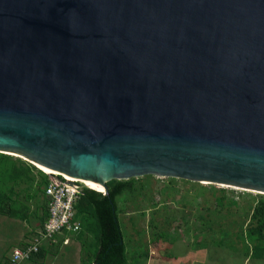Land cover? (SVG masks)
<instances>
[{"label":"water","instance_id":"obj_1","mask_svg":"<svg viewBox=\"0 0 264 264\" xmlns=\"http://www.w3.org/2000/svg\"><path fill=\"white\" fill-rule=\"evenodd\" d=\"M0 153L264 194V0H0Z\"/></svg>","mask_w":264,"mask_h":264},{"label":"rangeland","instance_id":"obj_2","mask_svg":"<svg viewBox=\"0 0 264 264\" xmlns=\"http://www.w3.org/2000/svg\"><path fill=\"white\" fill-rule=\"evenodd\" d=\"M2 155L6 161L0 160V264H8L10 251L25 246L41 227L43 187L52 174L16 155ZM10 162L30 172L16 182H4L2 174L9 171ZM131 181V190L115 199L126 264H264V257L252 256L246 237L264 194L155 175ZM77 213L81 230L67 245L60 238L21 264H90L98 244L95 217L87 205Z\"/></svg>","mask_w":264,"mask_h":264},{"label":"trees","instance_id":"obj_3","mask_svg":"<svg viewBox=\"0 0 264 264\" xmlns=\"http://www.w3.org/2000/svg\"><path fill=\"white\" fill-rule=\"evenodd\" d=\"M5 159L6 157L0 154V160L6 161ZM9 164V171L2 174L4 182H16L19 177L24 178L25 174L30 172L27 167L21 166L17 168L13 162ZM131 188L132 181L130 179L128 181L115 180L108 187L106 195L91 189H84L83 195L76 205V216L78 217L77 211L79 207L83 205L89 206L95 217L98 230L97 250L90 264H126L125 246L118 221L115 199L124 190H131ZM46 208L47 202L44 198L45 214L42 216L41 227L47 219ZM7 213L11 216H19V212L16 211ZM251 219L253 224L246 231V237L252 245V256L262 258L264 257V203L260 202L257 204Z\"/></svg>","mask_w":264,"mask_h":264},{"label":"built area","instance_id":"obj_4","mask_svg":"<svg viewBox=\"0 0 264 264\" xmlns=\"http://www.w3.org/2000/svg\"><path fill=\"white\" fill-rule=\"evenodd\" d=\"M88 189L78 181H69L62 175L52 174L43 187L47 202V219L25 246L10 251L8 264H21L39 253L44 245L56 244L60 238L67 245L70 237L80 231L76 219V205Z\"/></svg>","mask_w":264,"mask_h":264},{"label":"bare ground","instance_id":"obj_5","mask_svg":"<svg viewBox=\"0 0 264 264\" xmlns=\"http://www.w3.org/2000/svg\"><path fill=\"white\" fill-rule=\"evenodd\" d=\"M39 169H41L42 171H44V172H51V174H56V175H62L63 177H65L66 179H68V180H75V181H78V182H80L82 185H84L85 187H87L88 189H91V190H94V191H97V192H102L103 193V186L101 185V186H96V185H94V184H92L91 182H89V181H87V180H82V179H77V178H72V177H69V176H67V175H64V174H60V173H57V172H54V171H51V170H48V169H46V168H43V167H41V166H38V165H36ZM204 183V182H203ZM205 184H207V183H205ZM225 187H227V186H225ZM237 189H240V188H237ZM258 193V192H257Z\"/></svg>","mask_w":264,"mask_h":264}]
</instances>
